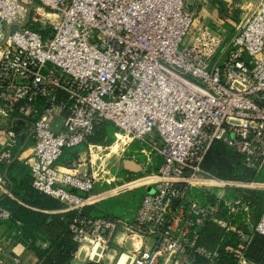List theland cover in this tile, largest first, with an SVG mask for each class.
Listing matches in <instances>:
<instances>
[{"label": "built area", "instance_id": "1", "mask_svg": "<svg viewBox=\"0 0 264 264\" xmlns=\"http://www.w3.org/2000/svg\"><path fill=\"white\" fill-rule=\"evenodd\" d=\"M197 13L187 0H0V118L28 124L32 184L77 211L71 229L78 247L115 240L126 229L147 240L131 264H204L200 256L217 264L221 243L215 250L201 244L210 222L225 227L223 240L238 232L243 248L254 232L264 235V208L254 224L238 228L243 201L228 193L264 183L222 177L204 165L220 140L256 176L264 171V0L231 30L196 25ZM105 123L117 137L147 145L146 164L151 153L159 159L122 188L151 186L124 219L84 214L107 194H94L98 180L77 168L76 158L59 162ZM12 146L0 147V188L1 165L21 153ZM126 160L140 164L138 171L125 167L132 174L145 167ZM194 188L215 199L192 198ZM0 216L11 212L1 207ZM239 262H247L243 253Z\"/></svg>", "mask_w": 264, "mask_h": 264}, {"label": "crops", "instance_id": "2", "mask_svg": "<svg viewBox=\"0 0 264 264\" xmlns=\"http://www.w3.org/2000/svg\"><path fill=\"white\" fill-rule=\"evenodd\" d=\"M187 1L189 4H198V13L195 21L196 25L207 24L212 27L227 30L235 27L243 18L250 15L259 0ZM12 131L15 132L14 136L11 135ZM10 142L13 144L12 148L21 153L15 155L12 159L1 165L2 173L6 179V187L0 188V196L9 194L11 197H14V191L7 178L8 164L11 160L17 159L25 166V170L19 167L10 170L13 176L16 177L17 182H20L23 179L25 173H29V175L32 176L27 159L33 156L34 138L30 133L28 124L16 120L8 121L5 118H0V147ZM70 160H72V158L68 159L66 162H69ZM255 179L264 183V171L262 174L258 175L257 178H254V180ZM150 190L151 188H147L141 197L137 210L141 206L144 195ZM248 192L249 190H242L240 188L228 192L229 197L241 199L243 201L239 205L240 214H238L237 219L234 220V222L236 221L235 225H237L238 228H241V226H245L246 228L248 225L254 224L255 222L253 219L256 217L258 220L264 208V190L261 191L259 196L261 201L259 206L254 200H252ZM99 193H102L101 190L94 191V194ZM219 194H221V190L218 191V195ZM191 196L192 198L200 199L204 202L215 199L214 195L209 194L206 190L201 188H194L191 191ZM105 199L106 197L93 203L91 206L93 210L96 209L100 211V214H104L105 210H107V205L104 203ZM245 206L249 207L248 211H245ZM59 212L63 211L60 210ZM224 213L225 210L221 211L220 216L222 217ZM208 225V228H204L202 231L201 244L208 250H215L223 241L224 235L227 234L226 229L216 221H212ZM210 230H213L211 236L217 240L213 244L207 242L209 239L208 232ZM232 233L235 232H229V235ZM146 241L147 240L142 236H128L127 232L121 231L115 237L114 244L116 246L107 251L100 250L99 246L98 248H95L94 246L91 247L88 242H85L76 250L71 264H131L133 250L146 243ZM50 244V239L43 232H35L34 235L29 236L26 233L24 234L19 228L11 227L7 219H2V221H0V264H20L17 262L18 259L29 263L39 262L41 261L39 251L48 249ZM118 248H121L122 250L118 251ZM199 262L207 264L208 260L200 256ZM247 263L248 262H246V264ZM238 264H240L239 259Z\"/></svg>", "mask_w": 264, "mask_h": 264}, {"label": "trees", "instance_id": "3", "mask_svg": "<svg viewBox=\"0 0 264 264\" xmlns=\"http://www.w3.org/2000/svg\"><path fill=\"white\" fill-rule=\"evenodd\" d=\"M19 122L23 123L22 121ZM106 124L91 139L103 140L106 135ZM68 150L65 149L60 158V162L66 165L69 163L66 162L68 159L78 156L76 152ZM204 165L212 172L226 178L242 180L257 178L255 173L243 164L241 154L220 140L212 145ZM16 167L25 170V166L17 159L11 160L8 164L7 178L15 196L11 197L9 194L0 196V208L5 207L11 212V217L7 221L11 227L19 228L24 234L31 236L35 232H43L50 239V247L39 251L42 264H71L79 246L78 242L74 240V233L71 229L77 211L64 210V204L60 200L36 189L32 184L33 178L29 173H25L23 179L17 182L16 177L10 172L11 169ZM260 194L257 191L251 193L252 200L258 206L261 204ZM92 205L88 206L83 213L91 215ZM60 210L63 212H59ZM0 221H2L1 216ZM208 226L205 228H208ZM212 231L208 232L209 239L207 242L210 244L217 241L211 236ZM240 245L238 232L227 236L221 242L218 264H238V259L242 253L251 263L264 264V235L254 232L251 242L246 247L243 248Z\"/></svg>", "mask_w": 264, "mask_h": 264}, {"label": "rangeland", "instance_id": "4", "mask_svg": "<svg viewBox=\"0 0 264 264\" xmlns=\"http://www.w3.org/2000/svg\"><path fill=\"white\" fill-rule=\"evenodd\" d=\"M232 28H230V30ZM190 35L191 34H188L185 37V42L189 40ZM106 125V135L103 140L96 141L90 139L89 142L81 143L78 146L66 149L78 154L76 157L77 168L80 170L86 169L95 174L98 181L96 182L94 191L101 190L102 193L107 194L104 200V203L107 205V210H105L104 214H100V211L95 209L92 211L91 215H107L110 218L124 219L131 217L137 211L141 197L147 188L150 189L151 186L144 183L131 188H122L135 179L145 177L147 173L155 167V163H157L159 159L151 153L150 155L153 157L152 161L146 164L147 155L143 153L142 149L146 147L148 149L147 145L137 140H132L130 137L124 136L121 133H119L117 137L115 132L119 130L111 123H107ZM90 143H92V146ZM129 157L143 163L146 168L144 167L137 174L128 172L124 166V159ZM262 190H264V188H253L249 190L248 194L251 197L253 191L261 193ZM253 220L256 222L257 218L255 217ZM124 231L129 232L126 229H124ZM128 236H130L129 233ZM87 242L91 247L95 246V242H90L89 240L86 241V243ZM98 246L100 250L107 251L116 245L114 244V240H111L109 242L101 241V245ZM125 246L128 247L127 245ZM121 250V248H118V251ZM247 262V264H253L250 261Z\"/></svg>", "mask_w": 264, "mask_h": 264}, {"label": "water", "instance_id": "5", "mask_svg": "<svg viewBox=\"0 0 264 264\" xmlns=\"http://www.w3.org/2000/svg\"><path fill=\"white\" fill-rule=\"evenodd\" d=\"M125 167L133 171H138L140 169V164L133 160H126ZM177 204H178V200H174L173 205L176 206Z\"/></svg>", "mask_w": 264, "mask_h": 264}, {"label": "bare ground", "instance_id": "6", "mask_svg": "<svg viewBox=\"0 0 264 264\" xmlns=\"http://www.w3.org/2000/svg\"><path fill=\"white\" fill-rule=\"evenodd\" d=\"M119 139H120V137H119ZM120 232H121V231H120ZM82 244H83V243H82ZM82 244H81V245H82ZM81 245H80V246H81ZM98 245H100V242H95V246H94V247L96 248V247H98Z\"/></svg>", "mask_w": 264, "mask_h": 264}]
</instances>
